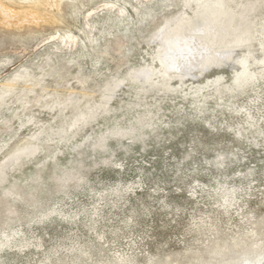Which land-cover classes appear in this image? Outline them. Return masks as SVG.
<instances>
[{"label": "rangeland", "instance_id": "374dc122", "mask_svg": "<svg viewBox=\"0 0 264 264\" xmlns=\"http://www.w3.org/2000/svg\"><path fill=\"white\" fill-rule=\"evenodd\" d=\"M78 3L48 9L55 23L4 25L0 17V81L22 66L43 69L62 101L77 62L78 97L101 90L153 65L148 37L180 8L179 0ZM66 33L76 40L62 42ZM135 89L119 92L130 109L115 99L73 140L65 116L61 142L41 138L40 153L16 162L0 185V264H119L118 255L120 264H235L264 245V78L201 85L149 114ZM15 106L0 107V159L33 141L36 118L52 123L53 112L34 106L15 117ZM225 195L229 206H221Z\"/></svg>", "mask_w": 264, "mask_h": 264}, {"label": "bare ground", "instance_id": "6f19581e", "mask_svg": "<svg viewBox=\"0 0 264 264\" xmlns=\"http://www.w3.org/2000/svg\"><path fill=\"white\" fill-rule=\"evenodd\" d=\"M62 1L0 0V17L4 25L55 23L58 20L50 10H58ZM67 1L79 4L78 0ZM179 4L180 8L165 17L148 37L154 44L153 65L129 69L119 79L107 81L101 90L81 93V98L78 97L83 80L77 77L80 72L77 62L71 68L75 75L72 91H68V97L62 101L52 97L54 90L47 86L50 74L43 69L30 70L22 66L0 81V107L16 103L15 117L30 112L34 106L54 113L47 128L43 126L47 122L36 118L33 132L29 134L33 141H25L2 156L0 185L19 159L27 163L41 152L39 139L60 141L63 138L62 134L67 132L63 129L65 116H70L68 140H73L101 115L108 114L115 99L119 108L130 109L127 96L119 94L126 84L135 85V98L143 102V114H149L150 108L159 109L162 104L177 98L186 99L190 89L192 94L200 92L201 85L220 83L230 89L249 83L253 78H264V24L260 22L264 15L263 0H179ZM101 5L108 6V3ZM99 7H93L86 16ZM132 10L135 12L136 8L132 7ZM117 11L124 12L122 7ZM60 39L62 42L76 40L68 33L60 35ZM57 151L60 153L59 149ZM222 205H230L227 195L223 197ZM219 255L223 256L222 252ZM117 258L119 264L125 261L123 255ZM235 264H264V245L251 247Z\"/></svg>", "mask_w": 264, "mask_h": 264}]
</instances>
